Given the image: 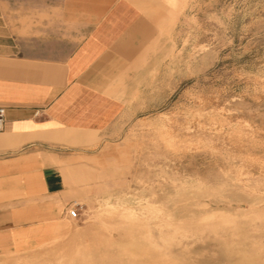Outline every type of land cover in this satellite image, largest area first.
Segmentation results:
<instances>
[{
  "label": "rangeland",
  "instance_id": "1",
  "mask_svg": "<svg viewBox=\"0 0 264 264\" xmlns=\"http://www.w3.org/2000/svg\"><path fill=\"white\" fill-rule=\"evenodd\" d=\"M140 4L161 49L133 102L63 132L78 216L0 264H264V0ZM18 50L19 0H0V52Z\"/></svg>",
  "mask_w": 264,
  "mask_h": 264
},
{
  "label": "crops",
  "instance_id": "2",
  "mask_svg": "<svg viewBox=\"0 0 264 264\" xmlns=\"http://www.w3.org/2000/svg\"><path fill=\"white\" fill-rule=\"evenodd\" d=\"M142 1L19 0V50L0 52V251L72 218L87 180L62 163L63 132L104 133L133 102L161 49Z\"/></svg>",
  "mask_w": 264,
  "mask_h": 264
},
{
  "label": "built area",
  "instance_id": "3",
  "mask_svg": "<svg viewBox=\"0 0 264 264\" xmlns=\"http://www.w3.org/2000/svg\"><path fill=\"white\" fill-rule=\"evenodd\" d=\"M4 119H5V108L3 106H0V130H2ZM81 208H82V204L75 202L69 208L68 214L74 218L78 216Z\"/></svg>",
  "mask_w": 264,
  "mask_h": 264
}]
</instances>
